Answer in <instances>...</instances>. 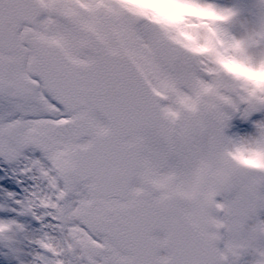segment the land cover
Returning <instances> with one entry per match:
<instances>
[{"label": "snow or ice", "instance_id": "6c2138e0", "mask_svg": "<svg viewBox=\"0 0 264 264\" xmlns=\"http://www.w3.org/2000/svg\"><path fill=\"white\" fill-rule=\"evenodd\" d=\"M169 2L0 0V264H264V0Z\"/></svg>", "mask_w": 264, "mask_h": 264}, {"label": "clouds", "instance_id": "9594fccd", "mask_svg": "<svg viewBox=\"0 0 264 264\" xmlns=\"http://www.w3.org/2000/svg\"><path fill=\"white\" fill-rule=\"evenodd\" d=\"M144 7L149 9H154L156 12L161 14L164 17L169 19H178L181 15L187 12V9L181 8L169 0H140ZM232 71L239 72V69L236 66H230ZM251 75V78L259 83H264V73L260 74H248Z\"/></svg>", "mask_w": 264, "mask_h": 264}]
</instances>
